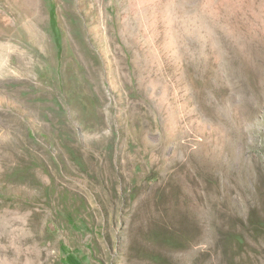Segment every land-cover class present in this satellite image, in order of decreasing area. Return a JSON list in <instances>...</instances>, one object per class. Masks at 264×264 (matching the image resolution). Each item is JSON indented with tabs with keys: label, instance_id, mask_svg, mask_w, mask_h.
<instances>
[{
	"label": "rangeland",
	"instance_id": "rangeland-1",
	"mask_svg": "<svg viewBox=\"0 0 264 264\" xmlns=\"http://www.w3.org/2000/svg\"><path fill=\"white\" fill-rule=\"evenodd\" d=\"M0 264H264V0H0Z\"/></svg>",
	"mask_w": 264,
	"mask_h": 264
},
{
	"label": "trees",
	"instance_id": "trees-1",
	"mask_svg": "<svg viewBox=\"0 0 264 264\" xmlns=\"http://www.w3.org/2000/svg\"><path fill=\"white\" fill-rule=\"evenodd\" d=\"M52 17H53V16H52ZM52 26L54 27V19H53V18H52ZM68 259H69L70 263H71L72 261H75L74 257H69Z\"/></svg>",
	"mask_w": 264,
	"mask_h": 264
}]
</instances>
